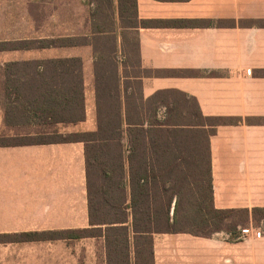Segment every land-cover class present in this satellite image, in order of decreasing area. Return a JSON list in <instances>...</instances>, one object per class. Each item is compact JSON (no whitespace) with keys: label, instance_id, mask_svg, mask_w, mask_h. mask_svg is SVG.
I'll return each mask as SVG.
<instances>
[{"label":"crops","instance_id":"0c3cea01","mask_svg":"<svg viewBox=\"0 0 264 264\" xmlns=\"http://www.w3.org/2000/svg\"><path fill=\"white\" fill-rule=\"evenodd\" d=\"M135 4L137 19L128 22L120 0H0V42L66 39L64 44L32 42L28 48L0 50V66L81 59L86 119L55 124L61 134L97 128L96 81L110 78L112 70L114 78L119 74L120 91H142L145 97L180 91L195 97L208 118L206 128L214 129L215 207L249 209L250 216L237 239L225 230L155 233L154 264H264V219L255 223L253 218V208L264 206V0ZM101 28L111 31L105 38L114 35L116 44L99 39L95 31ZM113 46L114 56L97 59V51L107 53ZM3 94L0 138L2 133L17 135L20 125L35 126L7 123ZM22 143L0 145V233L87 227L85 142ZM77 239L0 242V264H80L79 251L67 246ZM53 242L63 243L49 245ZM89 264H108L105 246L99 256L94 251Z\"/></svg>","mask_w":264,"mask_h":264},{"label":"trees","instance_id":"16d2710c","mask_svg":"<svg viewBox=\"0 0 264 264\" xmlns=\"http://www.w3.org/2000/svg\"><path fill=\"white\" fill-rule=\"evenodd\" d=\"M135 5V0H120L121 16L128 22L137 19ZM95 32L101 34L99 39L116 44L114 35L105 38L111 31L101 28ZM32 42L49 46L64 44L66 39L5 41L0 42V50L28 48ZM115 52L113 46L109 53L97 51L96 57L103 60ZM1 69L7 123L52 127L86 119L80 58L12 61ZM119 86V74L114 78L113 70L110 78H97L95 130L61 134L55 128L41 132L55 136L46 141L85 142L89 226L73 232L0 233V242L103 238L108 264H154L153 236L158 232L211 235L225 230L234 239L241 236L240 226L249 220L250 210L215 207L210 149L214 129L206 128L208 118L195 97L176 91L194 101L193 110H183L180 100L169 99L175 91L145 97L142 91H120ZM126 129L130 152L125 158ZM204 138L206 158L196 153ZM10 140L0 141V145L23 144ZM128 209H132V220ZM253 218L264 219V206L253 208Z\"/></svg>","mask_w":264,"mask_h":264},{"label":"rangeland","instance_id":"374dc122","mask_svg":"<svg viewBox=\"0 0 264 264\" xmlns=\"http://www.w3.org/2000/svg\"><path fill=\"white\" fill-rule=\"evenodd\" d=\"M134 38H135V36H132V38H131L132 41H134ZM109 45H110V43H109ZM110 51H111L110 49L107 50V53H109ZM134 55H135V53H134ZM133 59H135V56L133 57ZM1 68L2 67L0 66V91H5L4 90V85H3L4 76L2 75V71L3 70ZM3 97H4V101H6L7 100L6 93L3 94ZM169 99L170 100H173V99L180 100V103L182 104L183 110H186V109L193 110L194 109V101L193 100L190 101L189 99H186L181 94H169ZM185 100H188V101H185ZM160 113H161L162 116H164L165 108H162ZM33 125H35V126L26 127V126L20 125L15 130V134H17V135L10 136V137H15V138L11 139V140L9 138L8 139L10 141L25 142V141H31V140H51L52 138H55L54 135H47V134H42L41 133V132H43L42 130H45V129H48L47 131L54 130V126L45 127V126H39V124L38 125L37 124H33ZM30 131H32L33 134H26V133H28ZM127 133H128V130L126 129V134H125V139H124L125 158H126V156H128V153L130 152L129 137H128ZM2 135L4 137H6L7 134L6 133H2ZM3 136L0 138L1 142L2 141H9V140H6L7 138H4ZM199 148H200V150H197L196 153L199 154L201 157L206 158L207 154H206V141H205V138L203 139V142L200 144ZM186 153L187 154H191L190 151L189 152L186 151ZM127 164L128 163H126V168H127ZM94 177H95V180H96V183H97V181L99 180V176L95 173ZM128 202H130V198H129ZM127 211L129 213L130 220H132V209H128ZM244 215L246 216L245 213H244ZM238 216H240V215H235V217H238ZM260 222L261 221H255V223H260ZM247 224L248 223H245L244 226H246ZM85 226H89V225L87 224ZM81 227H84V226H81ZM240 228H241V226H240ZM60 243H63V242H57V243L53 242V244H49V245H56V246L59 245V247H60ZM67 246L69 248L73 247L74 251H75V249H77L79 251L80 264H89L90 258L94 256V251H95V253L97 252L98 256L103 253L104 239L103 238H95V237H84V238L77 239V240H74V241H68L67 242Z\"/></svg>","mask_w":264,"mask_h":264}]
</instances>
